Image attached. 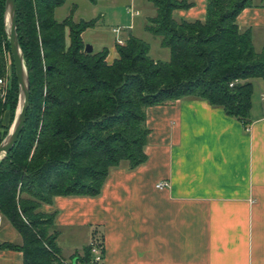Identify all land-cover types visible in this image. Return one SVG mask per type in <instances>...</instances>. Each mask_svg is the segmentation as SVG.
<instances>
[{
    "label": "trees",
    "instance_id": "1",
    "mask_svg": "<svg viewBox=\"0 0 264 264\" xmlns=\"http://www.w3.org/2000/svg\"><path fill=\"white\" fill-rule=\"evenodd\" d=\"M66 0H16V33L28 72L29 107L21 133L0 161V214L21 236L23 264H57L55 214L40 211L55 196H96L113 166L135 168L146 160V109L194 97L220 106L247 123L253 85L264 81V46L254 50L238 14L252 0H206L204 21H176L189 0H149L155 15L145 31L168 49L167 61L150 56L148 42L129 34L107 49L84 52L82 33L95 21L54 18ZM95 4L98 0H87ZM0 0V141L13 120L18 98ZM9 62L10 69H7ZM231 84V85H230ZM6 112L9 123L6 125ZM69 257L90 259L89 244ZM60 264V263H58Z\"/></svg>",
    "mask_w": 264,
    "mask_h": 264
},
{
    "label": "crops",
    "instance_id": "2",
    "mask_svg": "<svg viewBox=\"0 0 264 264\" xmlns=\"http://www.w3.org/2000/svg\"><path fill=\"white\" fill-rule=\"evenodd\" d=\"M137 2L128 0V11L136 14L129 12L131 25L115 35V44L129 34L142 39L147 33L155 9L137 33ZM189 2L173 18L204 21L206 0ZM236 23L241 31L250 30L260 52L264 0H252ZM248 120L194 97L148 107L143 163L111 167L96 196H55L41 204L40 211L55 214L50 232L57 233L62 256L81 254L97 237L103 259L95 264H264V105L257 110L251 102ZM159 182L166 185L159 188ZM63 228L82 244L62 246ZM4 243L20 244L21 236L0 214V264H23L21 251Z\"/></svg>",
    "mask_w": 264,
    "mask_h": 264
},
{
    "label": "rangeland",
    "instance_id": "3",
    "mask_svg": "<svg viewBox=\"0 0 264 264\" xmlns=\"http://www.w3.org/2000/svg\"><path fill=\"white\" fill-rule=\"evenodd\" d=\"M128 0H98L95 4L88 2L87 0H66L64 5L56 9L55 17L58 21L65 18L70 14L71 10L77 8L76 20L79 21H91L94 20L93 26L86 29L82 36V41L84 45H89L92 47V52H99L103 49H107L108 55L106 61L111 62L116 57L115 51V34L112 33L113 28H125L131 25V15L128 12L129 7ZM134 6V5H133ZM133 9H139L141 11L140 17L135 21V27L137 33H140V24L146 22L148 16L153 12L151 11L153 6L150 4H145L142 0L137 2ZM155 15V12L153 16ZM73 18V16H72ZM142 40L149 43L151 47L150 56L154 59L166 61L169 56V51L163 48L159 44V38L152 36L148 33L142 32ZM261 39L256 40V47L259 48L261 44ZM110 50L111 54H110ZM110 54V55H109ZM111 55L113 58H111ZM10 69L9 62L7 69ZM253 89L251 94V102L254 108L261 109L264 105V81L261 78H254L251 80ZM2 86H0L1 95ZM6 125L9 123V113L6 112ZM51 231V230H49ZM60 242L62 246L70 248L71 246L65 245H81L80 238L78 235H71L66 229H62V236ZM81 243V244H80ZM79 247V246H78ZM59 256L57 264H69L72 260L71 257Z\"/></svg>",
    "mask_w": 264,
    "mask_h": 264
},
{
    "label": "water",
    "instance_id": "4",
    "mask_svg": "<svg viewBox=\"0 0 264 264\" xmlns=\"http://www.w3.org/2000/svg\"><path fill=\"white\" fill-rule=\"evenodd\" d=\"M16 0H5L4 30L9 44L14 76L18 87V98L13 120L4 138L0 141V161L12 150L26 119L29 107L30 84L28 72L20 50L16 33ZM85 53H91L92 47L84 46Z\"/></svg>",
    "mask_w": 264,
    "mask_h": 264
},
{
    "label": "built area",
    "instance_id": "5",
    "mask_svg": "<svg viewBox=\"0 0 264 264\" xmlns=\"http://www.w3.org/2000/svg\"><path fill=\"white\" fill-rule=\"evenodd\" d=\"M128 12H130L131 14H136V12H134L132 9ZM121 30H122L121 28H114L112 30V32L116 36H119ZM123 42L124 41L120 38L116 39V44L122 45ZM6 84H7L6 79H0V86H2L1 95H3L5 93ZM165 185H166V182H159L157 184V187L163 188ZM89 248H90V259L88 262H82V261L78 260L77 258H73L69 262V264H95V263H99L100 261H102V259H103V248H102L101 241L97 237H93L91 239V241L89 242Z\"/></svg>",
    "mask_w": 264,
    "mask_h": 264
}]
</instances>
